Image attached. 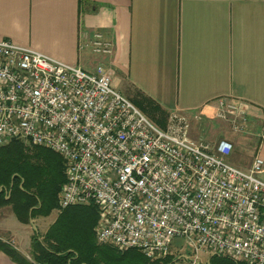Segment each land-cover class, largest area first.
I'll use <instances>...</instances> for the list:
<instances>
[{"label": "built area", "instance_id": "obj_1", "mask_svg": "<svg viewBox=\"0 0 264 264\" xmlns=\"http://www.w3.org/2000/svg\"><path fill=\"white\" fill-rule=\"evenodd\" d=\"M84 48L113 52L99 32ZM225 108L237 111L220 101L217 118L243 133L245 117L228 120ZM190 128L180 113L164 129L148 120L111 87L101 61L88 72L0 41V147L20 140L60 155L58 207L94 205L98 244L150 260L175 248L190 251L189 264L201 255L264 264V157L239 169L226 162L230 141H193Z\"/></svg>", "mask_w": 264, "mask_h": 264}, {"label": "crops", "instance_id": "obj_2", "mask_svg": "<svg viewBox=\"0 0 264 264\" xmlns=\"http://www.w3.org/2000/svg\"><path fill=\"white\" fill-rule=\"evenodd\" d=\"M95 32L112 43L111 56L80 49ZM1 40L88 72L101 61L128 100L141 93L185 115L193 141L241 136L260 141L264 157V0H0ZM220 101L237 109L225 108L228 120L245 117L243 133L217 118ZM231 155L237 168L250 167ZM3 211L0 234L27 226ZM0 264L17 263L0 251Z\"/></svg>", "mask_w": 264, "mask_h": 264}, {"label": "trees", "instance_id": "obj_3", "mask_svg": "<svg viewBox=\"0 0 264 264\" xmlns=\"http://www.w3.org/2000/svg\"><path fill=\"white\" fill-rule=\"evenodd\" d=\"M151 122L164 129L167 112L147 96L137 93L129 100ZM234 148V147H233ZM64 159L44 147L11 141L0 147V209H10L24 225L38 218L57 216L44 234L34 232L29 240V258L0 239V251L17 264H189V251L173 249L165 257L145 258L137 250L118 251L98 244L95 227L98 210L94 205L58 207L65 182ZM206 264H246L212 255Z\"/></svg>", "mask_w": 264, "mask_h": 264}, {"label": "rangeland", "instance_id": "obj_4", "mask_svg": "<svg viewBox=\"0 0 264 264\" xmlns=\"http://www.w3.org/2000/svg\"><path fill=\"white\" fill-rule=\"evenodd\" d=\"M94 66V63H91ZM112 87V85H111ZM113 88V87H112ZM149 120V119H148ZM157 126V125H156ZM160 128V127H159ZM234 132V131H233ZM237 133V132H234ZM206 139H208V135L204 134ZM238 135V134H237ZM227 138V137H224ZM228 139V138H227ZM233 141V147L234 150L232 154L234 155H240L239 159L241 158L242 160L248 161L251 163L253 158L257 154V150L259 147L260 141L254 143L251 139H243L241 136H236L232 138ZM207 141V140H206ZM238 153V154H236ZM229 159H226V162L231 164L232 166L237 167L235 161H237L238 158L234 157L231 155ZM262 180H264V175L260 177ZM81 207L87 206V205H80ZM4 211V216H9L10 214V209H3ZM6 214V215H5ZM57 216V212H53L49 217L47 218H38L37 220H32L27 226H24V228L21 231H18L13 235V237L8 236L7 234H0V237L6 238L7 240H12L9 241L11 245L15 248L18 249H24L23 250V255L26 258H29V240L31 235L34 232H38L40 235L44 234V232L47 230V228L53 223ZM17 234V235H16ZM188 251V249H186ZM190 253V251H189ZM22 254V253H21ZM208 261V255H201L200 257V262L201 264H206ZM241 262V260H240Z\"/></svg>", "mask_w": 264, "mask_h": 264}]
</instances>
